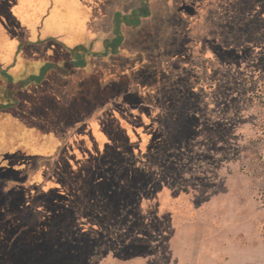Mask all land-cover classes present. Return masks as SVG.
I'll return each mask as SVG.
<instances>
[{
    "label": "rangeland",
    "instance_id": "rangeland-1",
    "mask_svg": "<svg viewBox=\"0 0 264 264\" xmlns=\"http://www.w3.org/2000/svg\"><path fill=\"white\" fill-rule=\"evenodd\" d=\"M143 6L113 39L116 16ZM0 54V264H264V0H0ZM166 121L176 185L139 205L159 200L157 223L129 242L43 223L37 208L66 195L32 158L95 153L108 130L155 141Z\"/></svg>",
    "mask_w": 264,
    "mask_h": 264
},
{
    "label": "flooded vegetation",
    "instance_id": "flooded-vegetation-1",
    "mask_svg": "<svg viewBox=\"0 0 264 264\" xmlns=\"http://www.w3.org/2000/svg\"><path fill=\"white\" fill-rule=\"evenodd\" d=\"M141 2L146 4L144 1ZM144 8V6L141 7V9ZM143 14L139 13V16ZM135 117L136 124H134L141 129V135L146 137V128H150L152 125L145 124L144 119L139 115H135ZM160 129L164 134L155 141L142 140L129 143L125 135L120 134L119 136L113 130H108V139L101 144L97 152L94 151L95 153L89 151L88 155L76 156V152L70 150L69 154L65 153L66 155L62 157L59 150L56 153L58 156L55 158L46 156L32 158L35 164L36 159L39 161V168H42L45 174L43 179H47L49 182L56 178L65 188L66 197L63 196V193L61 194L64 198L63 201L57 202V206L49 207L44 215L41 214L45 223L61 222L66 229V224L73 226L76 228L75 232L79 233L80 240L87 239L97 230L106 234L103 230L108 226L121 227L125 233L119 237L128 238V242L133 239L129 232L134 231L139 225L149 226L157 223L160 217L157 208L159 200L155 203L154 208L146 213H141L143 208L139 209V205L142 200L157 199L160 191L167 188L169 178H172L173 184L176 185L171 169H175V165L181 161V158L175 153H170V149L176 147L177 144L175 140H171L172 132L168 121L164 122ZM179 145L182 146V144ZM184 153L186 154L185 151ZM25 161L27 162V160ZM166 163L169 164L168 169L160 171ZM43 165L47 167L44 168ZM33 169L35 172L38 167ZM65 176L69 180H73V184H70L69 187H65ZM180 177L181 174H178L177 178ZM187 182L184 183L186 186ZM83 187H86L85 190H82ZM132 187L138 189L139 198L135 202L129 200V190ZM81 197L91 201V207L94 208L93 214L89 209L79 208L77 201ZM62 204L64 206L60 208L59 206ZM134 204L135 210L130 209V206ZM38 217L34 216L33 218Z\"/></svg>",
    "mask_w": 264,
    "mask_h": 264
},
{
    "label": "trees",
    "instance_id": "trees-1",
    "mask_svg": "<svg viewBox=\"0 0 264 264\" xmlns=\"http://www.w3.org/2000/svg\"><path fill=\"white\" fill-rule=\"evenodd\" d=\"M146 7V6H145ZM146 9V10H145ZM146 11H147V7L146 8H144V9H142V10H140V11H134V13H133V15L132 16H122V15H120V14H118L117 16H116V18H115V24H116V28H115V36L113 37V39H116V41L117 42H119L120 40H121V36H120V30H119V26L121 25L120 23L122 22V21H125L126 23H128V24H138L140 21H141V18H140V16H139V13H141V14H146ZM110 40H112V39H110ZM75 51V50H74ZM0 61H2L1 60V54H0ZM85 63V60L83 59V60H68V61H66L65 62V65L67 66V69H64V68H62L60 65H57L55 68L59 71V72H62V73H64V74H67V73H69V71L71 70V69H73V68H75L77 65H79V66H82L83 64ZM48 66H50V67H53L52 66V64H49ZM41 78V77H40ZM22 85H20V87H21ZM8 133H4L3 135L4 136H1L0 135V139H2V140H4L5 139V135H7ZM10 137L12 138V139H14V134L13 135H10ZM109 137V136H108ZM16 139V138H15ZM14 139V140H15ZM20 142H22V139H21V141ZM1 145V144H0ZM3 145V144H2ZM15 153H17V152H15ZM69 154V153H68ZM80 154V155H79ZM84 155H88V153L86 152V154H84V152L83 153H80V152H76V156H84ZM12 156H13V154H12ZM45 156V155H44ZM4 159H6V156L4 157ZM17 162H19V163H21V161H17ZM26 161H23L22 163H25ZM7 163V162H6ZM21 163V164H22ZM2 164V163H1ZM8 164V163H7ZM10 165H12V167H15V165H16V163L14 162V161H12V162H10L9 163ZM6 165V164H5ZM55 180V182H58V180L55 178L54 179ZM54 180H50L48 183H49V185L48 186H46V187H43V188H47V187H49L50 185H52L53 183H54ZM59 183V185H61V187H63L62 186V183L59 181L58 182ZM65 187H67V186H65ZM63 190H65V188L63 187ZM56 193H57V191H56ZM55 193V191L54 192H52V195H53V197H56V196H58L57 194ZM42 196V195H41ZM44 197V200L46 199V197L47 196H43ZM49 198H51V197H49ZM30 205V204H29ZM42 206V208H37V210L39 211V210H42L41 212L42 213H40V214H44V211H45V207H43V204L41 205ZM25 207H27V206H25ZM48 210V209H47ZM46 210V211H47ZM33 211V210H32ZM45 211V212H46ZM47 216H49V215H47ZM0 220H1V216H0ZM45 220V219H44ZM57 222V221H56ZM43 223H45V222H43ZM56 224H58L59 226H62V224H61V222H57ZM23 226H32V225H23ZM16 238V237H15ZM14 242V241H13ZM16 242V241H15ZM15 259V258H14ZM11 260L10 262H9V264H15V260ZM14 261V262H13Z\"/></svg>",
    "mask_w": 264,
    "mask_h": 264
}]
</instances>
